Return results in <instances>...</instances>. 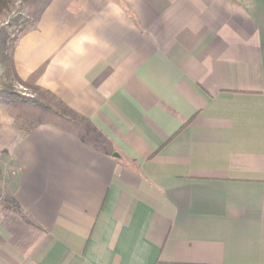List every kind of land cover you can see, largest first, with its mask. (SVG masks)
<instances>
[{
    "label": "crops",
    "instance_id": "crops-1",
    "mask_svg": "<svg viewBox=\"0 0 264 264\" xmlns=\"http://www.w3.org/2000/svg\"><path fill=\"white\" fill-rule=\"evenodd\" d=\"M22 10L14 83L95 133L0 101V264H264V0Z\"/></svg>",
    "mask_w": 264,
    "mask_h": 264
},
{
    "label": "trees",
    "instance_id": "trees-1",
    "mask_svg": "<svg viewBox=\"0 0 264 264\" xmlns=\"http://www.w3.org/2000/svg\"><path fill=\"white\" fill-rule=\"evenodd\" d=\"M16 0H0V16H6V22L0 26V63L3 66L5 75L0 77V101L7 104H26L32 102L33 104L38 105L46 110H49L59 116H62V111L59 108H54L50 105H47L39 100L30 99L25 97L21 93L17 92L11 86V82L8 79H12V48L19 36L23 33L24 28L27 24L33 22L31 19L26 18L20 10L13 9L11 4ZM29 0H20L21 3H25ZM17 2V1H16ZM194 117L185 121L182 127L173 135H177L181 130L188 126ZM84 138L88 141L94 139L95 130L91 127L90 123L85 121L84 123Z\"/></svg>",
    "mask_w": 264,
    "mask_h": 264
},
{
    "label": "rangeland",
    "instance_id": "rangeland-1",
    "mask_svg": "<svg viewBox=\"0 0 264 264\" xmlns=\"http://www.w3.org/2000/svg\"><path fill=\"white\" fill-rule=\"evenodd\" d=\"M16 1L11 4V7L14 10L15 9L20 10L22 15L25 16V14H24L25 12L22 10V9H24V3H21L20 0H16ZM30 19H32V18H30ZM5 20H6V16L5 15H1L0 16V26H2V24H4L6 22ZM32 23L33 22H31L25 28L26 29L30 28ZM0 67H1V71H0V77H1V75H3V74L5 75V72L3 70L4 68H3L1 63H0ZM12 72H13V69H12ZM14 76L15 75L12 76V79H8V81L11 82L12 88H14L17 92L21 93L25 97H28V98L34 99V100H39V101H42L43 103L47 104L46 102H44V100L41 99L40 95L34 91L35 89H30V88H27V87L24 88L22 86H19V85H17V81H15L16 83H14V80H15ZM5 78H7L6 75H5ZM29 103L33 104L32 102H29ZM35 105L36 104H34V106ZM47 105H50V104H47ZM36 106H38V105H36ZM42 109H44V108H42ZM59 109H61V111H62V116H59L57 114L56 115L60 117L59 121L61 122V124H62V126L64 128H67V129L72 130V131H77V130H79L80 126L84 125L85 121L83 120V118L79 117L78 114L73 113L72 111L66 110L65 108L63 109L62 107H60ZM13 170L17 171L16 169H13ZM13 170H11V167L8 165V163L0 164V178L2 176H4L5 178L9 177L13 173ZM11 176H13V175H11Z\"/></svg>",
    "mask_w": 264,
    "mask_h": 264
},
{
    "label": "built area",
    "instance_id": "built-area-1",
    "mask_svg": "<svg viewBox=\"0 0 264 264\" xmlns=\"http://www.w3.org/2000/svg\"><path fill=\"white\" fill-rule=\"evenodd\" d=\"M0 71H1V67H0Z\"/></svg>",
    "mask_w": 264,
    "mask_h": 264
}]
</instances>
